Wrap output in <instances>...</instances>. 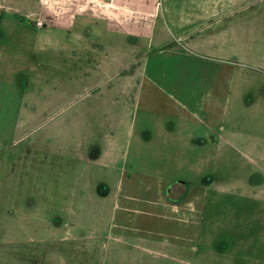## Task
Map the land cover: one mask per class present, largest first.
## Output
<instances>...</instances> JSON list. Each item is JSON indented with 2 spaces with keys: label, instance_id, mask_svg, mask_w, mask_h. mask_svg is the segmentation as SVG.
Returning a JSON list of instances; mask_svg holds the SVG:
<instances>
[{
  "label": "rangeland",
  "instance_id": "obj_1",
  "mask_svg": "<svg viewBox=\"0 0 264 264\" xmlns=\"http://www.w3.org/2000/svg\"><path fill=\"white\" fill-rule=\"evenodd\" d=\"M167 4L126 14L165 38L136 45L77 0H0V264H264V0L173 77ZM195 69L211 91L170 116Z\"/></svg>",
  "mask_w": 264,
  "mask_h": 264
},
{
  "label": "crops",
  "instance_id": "obj_2",
  "mask_svg": "<svg viewBox=\"0 0 264 264\" xmlns=\"http://www.w3.org/2000/svg\"><path fill=\"white\" fill-rule=\"evenodd\" d=\"M156 1V0H155ZM251 0H168L166 8V17L169 22L171 31L179 33L177 36L185 42V47L180 44H172L166 50L172 55L173 61L178 63L176 66L178 70L173 71L181 72L188 69L189 66L194 67V63L190 64V57L197 55H204L200 51L221 49L226 42V39H236V34L232 32L236 26L241 22L236 20L237 14L247 10L250 7ZM147 0H77V19L81 23L86 24V19H89L88 23H105L108 24L113 30L124 33L127 36L128 43L135 42L136 45L140 43L146 44L149 40L156 43H162L165 38L162 36V32L155 30L152 23H139L137 31H132L130 21L125 20L124 17L131 11L133 6H144ZM5 12L12 13L9 9H4ZM3 11H1L0 17ZM105 19V20H103ZM111 21V22H109ZM39 24V23H38ZM41 25V24H39ZM115 25V26H112ZM127 29L129 32H127ZM174 32L169 33V38L173 39ZM240 39V38H239ZM132 40V42H130ZM195 68V67H194ZM149 71L153 75L154 67L152 59L145 61L143 65L144 76L150 75ZM196 74L183 80L173 81L170 83L169 88L166 85L169 84L168 80L165 81V90L167 93L172 94H187L190 95L186 102L178 103L172 101L167 105H164L170 116H177L181 112L184 116L186 114L190 116L187 111L191 109V101L194 94H209L211 91L206 84L207 79H204L202 73L199 70ZM123 74V73H122ZM121 74V75H122ZM133 77V76H132ZM156 78V77H154ZM157 81H144V89L149 92L161 91ZM134 86V85H133ZM169 89V90H168ZM144 106V104H142ZM197 108H195V111ZM190 112L195 113L193 110ZM147 122L141 121L140 127L142 133L137 137L138 140H144L148 137L159 133L164 130L167 135H172L173 132H169L164 127V121L157 124V127L152 128L151 131L147 130L145 126ZM160 125V129L158 126ZM137 126V124H135ZM158 131V132H157ZM145 132H149L146 134ZM103 154L96 158V161L101 160ZM107 157V155H106ZM171 201V194H168Z\"/></svg>",
  "mask_w": 264,
  "mask_h": 264
}]
</instances>
